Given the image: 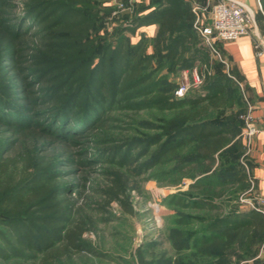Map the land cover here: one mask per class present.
<instances>
[{"label":"trees","instance_id":"16d2710c","mask_svg":"<svg viewBox=\"0 0 264 264\" xmlns=\"http://www.w3.org/2000/svg\"><path fill=\"white\" fill-rule=\"evenodd\" d=\"M110 10L107 0H0V239L5 246L0 257L34 261L41 255L40 264H50L59 241L65 251H92L81 240L85 221L75 222L70 196L87 179L78 169L103 164L115 176L124 170L131 177L149 172L172 184L192 179L188 190L169 196L168 203L213 214L200 232L173 229L175 252L195 249L234 264L235 239L252 228L261 238L264 217L251 206L242 212V203L231 202L236 192L220 204L212 201L222 194L217 186L238 182L235 190L241 188L247 167L245 153L240 162L226 155L241 122L211 111L229 95L241 102L237 88H244L215 58L214 73L202 81L205 94L174 97L169 76L192 69L210 53L193 28L186 0L135 1L109 25L100 13ZM151 24L158 28L153 39L138 34ZM195 39L200 46L190 45ZM243 101L245 109L248 99ZM121 109L159 116L137 123L128 118L121 126L114 118ZM68 175L71 180L65 181ZM123 181L113 180L112 186L118 191L126 186ZM117 191L106 193L111 198ZM246 239L243 260L257 251H251L253 236Z\"/></svg>","mask_w":264,"mask_h":264},{"label":"rangeland","instance_id":"374dc122","mask_svg":"<svg viewBox=\"0 0 264 264\" xmlns=\"http://www.w3.org/2000/svg\"><path fill=\"white\" fill-rule=\"evenodd\" d=\"M124 1L127 0H118ZM107 4L111 7L108 14L100 13L102 18H106L111 24L112 18L115 16L114 11L118 9V6L114 4L113 0H107ZM102 6V4H101ZM122 13V12H121ZM120 11L116 13L118 17L121 15ZM104 16V17H103ZM158 28L155 31L146 33L148 37L156 35ZM141 32L138 31L140 35ZM95 33L90 32V37ZM129 36L134 39L133 33H128ZM137 35V36H139ZM193 42V43H192ZM190 43L193 47L200 46L198 40H194ZM152 45V44H151ZM148 43V52L153 51V47ZM207 59L204 61L196 60L195 66L201 73H203V79L214 73V59L218 58L212 55L210 52L207 54ZM224 61H226L223 58ZM192 68V69H193ZM189 70L187 79L189 81V87L186 92L205 94V88L203 84L193 85L191 81V68H183L178 73L169 76V80L175 84V89L185 81L182 78V71ZM227 68L225 67V70ZM161 72H165L163 69ZM227 72V70H226ZM207 77V78H208ZM230 84V83H229ZM232 85V83H231ZM242 87L237 88V94L240 95L241 102L237 101V97L234 101L230 97L229 99L222 100L217 106L211 111V115L222 113L229 119H236L240 121L238 133L231 136V140L228 144L226 154L229 158H236V160H242L245 153V145L241 144L242 136H245V117L248 113L244 109L245 95ZM189 93V94H190ZM236 94V95H237ZM184 96V95H183ZM244 96V97H243ZM174 97L180 98L175 94ZM182 97V96H181ZM155 116H159L156 113H150L148 110L140 111L138 115L129 113L128 111L121 109L116 111L114 118L121 120L117 121V124L124 126L129 121L128 118L134 119L136 122L140 118L146 120H153ZM137 123V122H136ZM137 126V125H136ZM139 127V126H138ZM118 129H114L116 134ZM113 132V131H112ZM128 134H130L128 132ZM119 136V135H117ZM229 136V135H228ZM235 146V147H234ZM230 148V149H229ZM232 148V149H231ZM230 151V153H229ZM242 153L239 156V153ZM235 153V157H234ZM241 164V163H240ZM242 168V167H241ZM112 169L103 164L95 165L87 171L78 169V174H84L87 179L84 184V188L75 191L71 194L70 199L74 202L72 217L79 221H85V227L80 233L81 240L85 245H88L92 251L86 249H70L66 248L57 242L59 245L57 251L53 252V257L47 259V263L50 264H222L219 261V256H206L198 253L195 249H189L181 251L180 253L175 252L173 241L171 239V232L173 229H192L195 233L202 231L203 223H206V218L212 217L213 213L209 211L201 210L200 208L186 207L183 208L179 203H168V197L174 194H180L188 190V186L193 182L192 179L183 177L179 183L172 184L166 181L157 180L154 177L149 176V172H143L138 176H129L123 170H119L121 175L115 176ZM85 172V173H84ZM72 175V174H71ZM71 175L65 177V181L71 180ZM202 175L196 177L200 178ZM234 177L229 176L232 180ZM224 177H220V181ZM228 180V177H226ZM113 180H118V184L123 181L126 184L122 189H118V186H112ZM240 183L241 188L235 190L238 182L229 183L225 187L217 186L216 192L222 193L219 198H213L216 204H220L228 198H232L234 192H236V198L231 202L239 201L243 205L239 206L242 212L248 210L251 206L246 201L250 200L249 182L243 181ZM120 187V185H119ZM121 188V187H120ZM237 188V187H236ZM241 189V190H240ZM106 190L117 191V196L111 197L106 193ZM196 194V191H190ZM109 193V192H108ZM190 193V194H191ZM194 196V195H192ZM242 199V200H241ZM244 199V200H243ZM254 204V203H253ZM185 218L187 222H178V219ZM203 218V221L201 220ZM2 229V226H0ZM257 228H252L244 231V234L239 235L235 242L232 244L231 249V261L234 264H241L242 253L247 245L246 237L253 236V242L250 243L251 251L256 249L258 245L262 243L264 245V229L261 238L257 236ZM260 242L258 244V239ZM0 246L5 247L0 239ZM64 248V249H63ZM258 249V248H257ZM195 250V251H194ZM50 251V249H49ZM47 253V252H46ZM52 254V251L49 255ZM41 255L37 259L32 261L31 259H22L16 256H11L8 259L0 257V264H40ZM241 257V258H240ZM170 259V260H169ZM169 260V262H168ZM33 262V263H32Z\"/></svg>","mask_w":264,"mask_h":264},{"label":"crops","instance_id":"0c3cea01","mask_svg":"<svg viewBox=\"0 0 264 264\" xmlns=\"http://www.w3.org/2000/svg\"><path fill=\"white\" fill-rule=\"evenodd\" d=\"M139 0H136V2ZM145 2L147 0H144ZM193 4H204L205 0H186ZM254 14L249 32L235 39L218 42L222 57L240 80L244 95L253 105L250 112L257 131L250 138L241 139L245 145V180L249 182L251 207L264 217V0H239ZM156 25H144L137 31L152 33ZM261 51V52H260ZM260 52V54H259ZM263 200V201H262ZM261 210H259V209ZM254 255L242 259L245 264H264V245L257 247Z\"/></svg>","mask_w":264,"mask_h":264},{"label":"built area","instance_id":"2783aa9c","mask_svg":"<svg viewBox=\"0 0 264 264\" xmlns=\"http://www.w3.org/2000/svg\"><path fill=\"white\" fill-rule=\"evenodd\" d=\"M113 1L114 4L118 6V9L113 12V14L116 15L118 11L123 12L131 10L134 7L136 0H127L126 2L118 0ZM191 11L194 16L192 23L194 30L199 34L209 51L217 56L228 69L229 64L227 61L223 60L216 44L218 42L232 40L240 35L247 34L249 32L250 24L254 20L252 10L239 0H205L204 4L193 2L191 5ZM201 71V68L200 72L197 68L192 69L191 81L193 85H200L202 83L204 75ZM188 74L189 70L185 69L182 71V78L185 81H183V83L175 90V94L178 97L183 96L189 87V81L187 79ZM247 108L248 113L244 119L246 126L245 136L250 138L257 129L250 114L253 105L248 101ZM246 203L250 204L251 207H255L252 202L246 201Z\"/></svg>","mask_w":264,"mask_h":264}]
</instances>
